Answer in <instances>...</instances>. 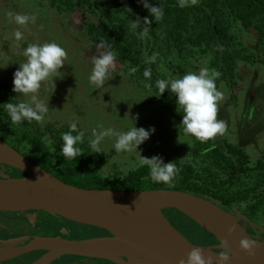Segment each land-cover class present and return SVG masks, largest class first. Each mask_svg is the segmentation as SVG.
<instances>
[{
    "label": "rangeland",
    "instance_id": "obj_1",
    "mask_svg": "<svg viewBox=\"0 0 264 264\" xmlns=\"http://www.w3.org/2000/svg\"><path fill=\"white\" fill-rule=\"evenodd\" d=\"M199 4L201 0H192L190 13L170 16L169 26L190 22L196 15L202 14V10L196 8L200 7ZM17 14L35 16V21L18 25L14 19ZM84 23L81 14L60 11L51 5L50 0H0V67H4L0 68V80L9 87L7 93L1 91L4 103L23 99L21 94L12 91V79L14 71L26 59L23 52L29 44L56 42L67 53L65 65L58 70L63 73V78L54 79V85L50 80L44 82L39 93L42 99L48 100L49 112L45 122L27 121L26 124H12V127L18 130L24 127L28 132L40 134L50 144L51 134L69 131V123L77 121L78 130L84 133V143L91 149L88 141L97 125L123 131L134 122L136 127L155 128L149 139L139 146L141 156H159L164 162L175 161L178 168L198 166L200 159L192 155L191 149L203 142L183 133L181 120L169 113L164 102L146 91L142 81L134 80L126 64L116 59L103 85L89 80L93 58L104 50L97 47L99 43L87 33ZM234 28L238 43L235 46L246 47L252 58L246 61L236 59L234 79L216 81L217 90L221 92V99L217 102V119L225 124L224 133L217 137L243 147L251 164H254L264 154V52L258 50L261 46L257 43L252 24L235 23ZM17 30L22 34L19 40L14 35ZM165 57H159L158 71L169 79L179 78L202 67L214 69L210 67V56L199 52L183 57L171 50L169 58L165 60ZM133 116L135 121L129 119ZM0 133L21 152L27 150L26 142H18L9 136L8 125L4 122H0ZM115 139V136L105 137L101 144L103 152L95 153L103 159L99 168L103 177L138 167V154L116 152L113 148ZM2 169L0 174H5ZM237 183L238 187H242L251 184L252 178H243ZM165 214L174 226L199 244L215 242L195 221L179 211L168 210ZM43 220L45 223L38 221L35 224L43 228H61L66 238H85L93 233L91 228L52 215L44 216ZM254 230L259 234L261 232ZM83 258L87 257L64 255L56 261L72 262ZM96 264L110 263L98 260Z\"/></svg>",
    "mask_w": 264,
    "mask_h": 264
},
{
    "label": "trees",
    "instance_id": "obj_2",
    "mask_svg": "<svg viewBox=\"0 0 264 264\" xmlns=\"http://www.w3.org/2000/svg\"><path fill=\"white\" fill-rule=\"evenodd\" d=\"M191 1L149 0L150 4L160 5L164 10L163 18L157 21L153 20L137 0H50V3L60 11L70 13L75 11L81 14L85 29L93 40L97 43L108 42L119 62L129 68L136 67L137 71L131 73L134 80L142 81L145 90L164 102L169 113L181 120L183 112L176 104L173 94L165 91L160 95L156 86L157 80L169 79L158 71L161 55L166 56V60L171 50H175L183 57L194 52L205 54L210 56V67L221 73L217 82L232 80L236 76V59L246 61L252 58L246 47L235 46L238 44L234 35L235 23L252 24L257 43L261 46L258 50L264 52V0H201L200 7L196 6V8L202 10V14L196 15L190 22H179L173 27L169 26L170 16L187 14L192 10L189 5ZM127 9L131 11L128 12ZM137 17L141 19L148 17L150 21V30L146 37L139 36L130 28V20H135ZM153 54L156 57L155 61L150 62L149 58ZM146 68L151 69L150 78L143 75ZM1 91L7 93L9 87L0 80V100ZM0 109V122L8 125L9 136L14 137L18 142H26L27 150L21 152L2 133L0 137L33 163L53 173L62 181L85 188L181 189L210 198L234 213H243L253 221L264 224L262 221L264 220V154L251 164L249 155L243 147L219 140L215 136L191 149L192 155L200 159L199 165L177 167L179 171L171 186L152 182L148 176V168L140 166L125 173L114 172L103 177L99 173L103 159L85 143L78 145L83 153L80 157L64 159L61 152L63 145L61 137L67 132L66 130H61L55 135L51 134L49 144L40 134L28 132L24 127L21 130L12 127L13 123L7 112L3 113V109ZM26 122L23 121L24 124ZM0 169L10 175L21 174L19 169L9 165L0 164ZM247 177L252 178V183L238 187L237 182ZM28 212L36 213L40 223H45L44 216L52 215L91 228L93 233L105 231L42 210ZM202 230L214 238L215 242L217 241L211 233ZM181 232L188 236L185 232Z\"/></svg>",
    "mask_w": 264,
    "mask_h": 264
},
{
    "label": "water",
    "instance_id": "obj_3",
    "mask_svg": "<svg viewBox=\"0 0 264 264\" xmlns=\"http://www.w3.org/2000/svg\"><path fill=\"white\" fill-rule=\"evenodd\" d=\"M0 164L21 171L0 174V211L42 210L109 233L85 238L35 236L27 243L0 248V264L38 249L45 251L31 264H49L64 255L103 258L116 264H187L194 249L203 259L211 258L210 264H221L216 249L222 247L231 253L224 264H264V241L249 225L263 232L264 227L210 198L171 188L121 190L73 185L33 163L1 137ZM168 209L190 217L218 243L193 241L172 224L165 214ZM250 238L259 242L251 254L239 247L241 239Z\"/></svg>",
    "mask_w": 264,
    "mask_h": 264
},
{
    "label": "clouds",
    "instance_id": "obj_4",
    "mask_svg": "<svg viewBox=\"0 0 264 264\" xmlns=\"http://www.w3.org/2000/svg\"><path fill=\"white\" fill-rule=\"evenodd\" d=\"M137 2L147 10L154 21L163 18L164 10L160 5L153 6L149 0H137ZM14 19L18 25H25L34 22L35 16L17 14ZM130 21V28L133 32L142 37L149 34L150 21L148 17L142 19L137 17ZM137 30L139 31L137 32ZM14 35L17 40L21 39L20 31L17 30ZM97 47L104 51L93 58V68L89 80L94 84L103 85L116 60V54L106 41L99 42ZM23 55L26 59L14 71L12 79V91L21 94L23 99L15 103L10 100L2 105L13 124H20L23 121L43 123L46 120L49 107L48 100L42 99L39 95L40 90L44 82L50 80L53 84L54 79L63 78V73L58 70L65 65L67 53L58 43L45 42L29 44L24 49ZM155 58V54H153L149 58L150 62H154ZM129 71L135 73L137 68L130 67ZM151 74L150 68H146L143 72L146 78H150ZM220 75L221 73L215 69L202 67L198 71H189L176 79L156 81L160 95L167 91L175 97L176 104L183 112L180 125L183 126V133L186 136L205 142L224 133L225 124L222 120L217 119V102L221 99V92L217 90L216 81ZM129 119L135 121L136 117H129ZM77 125V121L69 123V131L61 137L63 141L61 152L64 159H76L83 154L78 145L84 143V133L78 130ZM153 132H155V128L136 127L134 122L123 131L113 128L105 129L103 125H97V128L92 130L88 143L94 153H101L103 152L101 144L105 137L115 136L113 148L116 152L137 153V166L148 168V176L152 182L171 186L179 171L175 161L164 162L159 156L143 157L138 151L139 146L147 141ZM73 133L76 134L73 135ZM257 243H259L258 240L254 238L241 239L239 247L251 254ZM230 255L231 253L222 247V251L217 256L221 264H224ZM210 262L211 258L203 259L198 249H194L188 254L187 264H210ZM180 264H185V262L181 261Z\"/></svg>",
    "mask_w": 264,
    "mask_h": 264
},
{
    "label": "flooded vegetation",
    "instance_id": "obj_5",
    "mask_svg": "<svg viewBox=\"0 0 264 264\" xmlns=\"http://www.w3.org/2000/svg\"><path fill=\"white\" fill-rule=\"evenodd\" d=\"M0 103H1L0 108L3 109V113L6 112V110L4 109L2 105L4 104L3 99L0 100ZM28 211H18V212L0 211V248L7 247V246L13 247V246H18V245L27 243L35 236L65 237L61 233V232H64L61 228L53 229V228H43L41 226H37L35 223L38 222V216L36 214H33V212L29 213ZM255 223L261 225L258 222H255ZM249 228L252 231V233H254L261 241H264L263 231L251 225H249ZM254 228L256 230L261 231L260 234L257 233L254 230ZM100 235H109V233L106 231H98L96 233H92V235H89L88 237L100 236ZM216 243H218V241L210 245H214ZM216 250L222 251V249H216ZM44 251L45 250L38 249V250L25 252L17 256L11 257V258L4 259L1 261V264H31ZM57 259L58 258H56L49 264H79V262L83 264H96V261L98 260H104L110 264H116L110 260L103 259V258H95V257H87V258L79 259V261H72V262H62V261L59 262V261H56ZM123 259L127 261L126 258L123 257Z\"/></svg>",
    "mask_w": 264,
    "mask_h": 264
}]
</instances>
